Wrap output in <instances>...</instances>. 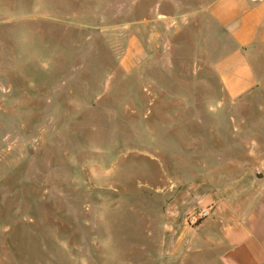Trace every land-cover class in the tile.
I'll return each instance as SVG.
<instances>
[{"label": "rangeland", "instance_id": "obj_1", "mask_svg": "<svg viewBox=\"0 0 264 264\" xmlns=\"http://www.w3.org/2000/svg\"><path fill=\"white\" fill-rule=\"evenodd\" d=\"M209 1L0 0V264H216L194 226L264 194V46L226 98Z\"/></svg>", "mask_w": 264, "mask_h": 264}, {"label": "crops", "instance_id": "obj_2", "mask_svg": "<svg viewBox=\"0 0 264 264\" xmlns=\"http://www.w3.org/2000/svg\"><path fill=\"white\" fill-rule=\"evenodd\" d=\"M205 9L211 25L207 29L222 48L213 61V71L224 96L236 98L256 85L248 53L264 46V0H210ZM231 188L229 185L226 190ZM249 197L255 208L248 206L250 200L242 204L243 209L233 203L236 198L224 208L215 200L208 214L194 226L196 230L206 227L207 231L195 249L202 250L204 243L218 250L216 264H264V194ZM177 228L181 233L188 230L173 223L165 231ZM194 238L192 235V241Z\"/></svg>", "mask_w": 264, "mask_h": 264}, {"label": "water", "instance_id": "obj_3", "mask_svg": "<svg viewBox=\"0 0 264 264\" xmlns=\"http://www.w3.org/2000/svg\"><path fill=\"white\" fill-rule=\"evenodd\" d=\"M256 177L261 178L262 177V173L256 172Z\"/></svg>", "mask_w": 264, "mask_h": 264}]
</instances>
